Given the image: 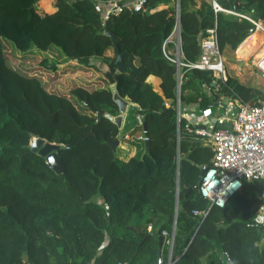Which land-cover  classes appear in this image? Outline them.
<instances>
[{"label":"trees","instance_id":"16d2710c","mask_svg":"<svg viewBox=\"0 0 264 264\" xmlns=\"http://www.w3.org/2000/svg\"><path fill=\"white\" fill-rule=\"evenodd\" d=\"M37 1L0 0V264H155L158 236L173 225L170 264H224V252L234 264H264V225H248L264 203V178L243 179L224 206L210 205L198 181L213 148L187 133L184 117L178 136L176 66L162 51L176 24L177 0H145L141 9L126 7L107 19L93 0H54V8L44 12ZM215 1L264 22V0ZM212 2L179 0L187 60L198 58L197 38L208 28H216L222 51H240L254 31L247 17L215 11ZM108 32L118 38L124 59L132 55L136 61L134 76L130 68L117 71ZM5 40L23 52L54 46L67 60L84 63L102 57L110 85L71 88L76 104L69 94L47 89L37 75L10 66ZM183 69L181 107L203 110L234 95L264 102V88L235 75L227 74L216 89L209 69ZM149 74L160 78L159 90ZM113 91L139 106L149 151L134 142L135 154L122 157L108 144L118 128L96 112L117 113ZM33 137L63 145L62 173L30 149ZM167 253L163 238L160 264Z\"/></svg>","mask_w":264,"mask_h":264},{"label":"built area","instance_id":"2783aa9c","mask_svg":"<svg viewBox=\"0 0 264 264\" xmlns=\"http://www.w3.org/2000/svg\"><path fill=\"white\" fill-rule=\"evenodd\" d=\"M144 2L145 0H93L95 10L100 12L103 19L119 13L126 7L139 10ZM212 5L215 11L222 10L237 16H244L254 24L253 32H258L261 40L259 53L253 60V65L264 75V22L245 16L238 11L223 8L215 0ZM177 9L176 7V16H178ZM170 35L162 42V51L176 66L177 92L180 90L183 68L209 69L213 74L212 83L217 89L219 81L226 78L227 72L222 50L218 44L216 28L206 29L205 35L201 36L199 56L194 61L187 60L183 54L178 28L175 40L170 39ZM81 104L86 105V102L82 101ZM217 110L219 111L215 113ZM209 112H214V114L207 117L206 114ZM138 117L140 121L143 120L139 112ZM181 117L186 119L184 127L187 133L213 148L211 163L201 167L202 173L198 181V191L208 199L210 205L224 206L230 197L241 190L243 179L264 178V102L252 103L234 95L217 98L214 103H210L203 110H197L194 105L181 107L180 103H177L178 136ZM123 140L143 144L148 140V135L146 129L140 126L138 134L130 131L124 135ZM178 166L177 161V172ZM177 191L178 188H176ZM193 213L203 217L206 211L194 209ZM262 217H264V203L259 204L256 215L248 225H264V221L260 219ZM174 233V225L170 232L162 230L164 242L168 246L165 264L171 262ZM224 255L226 257L224 264H234L227 252H224ZM117 264L128 263L118 261Z\"/></svg>","mask_w":264,"mask_h":264},{"label":"rangeland","instance_id":"374dc122","mask_svg":"<svg viewBox=\"0 0 264 264\" xmlns=\"http://www.w3.org/2000/svg\"><path fill=\"white\" fill-rule=\"evenodd\" d=\"M38 1L37 6L39 5ZM38 11L44 12L39 6ZM176 35L177 27L171 33L170 39L175 40ZM247 40L248 38L242 44L240 51L237 48L235 50L227 48L222 51L225 69L226 67L230 69V72L235 74L241 81L250 82L264 88V75L257 71L253 65V60L259 53L261 36L258 37L256 33L253 34L250 41ZM252 49L253 51L250 52L249 50ZM4 52L6 62L10 66L22 73L37 75L45 83L47 89L69 94L76 104L77 101L70 94L71 88L77 85H84L90 88L98 87V85L102 84L110 85L104 72L106 64L102 57L92 59V62L89 63L80 61L68 62L59 49L54 46L50 48L49 54L39 50L23 52L16 49L9 40L4 41ZM105 54L112 56V47L107 49ZM139 132L140 128L138 126L133 133L138 134ZM120 141L125 143L127 149L131 147V143L128 140L121 139ZM123 152L125 153L119 147L116 150L118 155L123 154ZM97 197L96 195L92 196L94 199H98Z\"/></svg>","mask_w":264,"mask_h":264},{"label":"water","instance_id":"95a60500","mask_svg":"<svg viewBox=\"0 0 264 264\" xmlns=\"http://www.w3.org/2000/svg\"><path fill=\"white\" fill-rule=\"evenodd\" d=\"M176 7L178 8V16L176 19L175 26L178 28V33L180 36V22H179V0L176 1ZM112 44L114 47V55L115 58L113 60L114 65L116 66V69L118 72H124L127 68H130L132 70V76L135 75L137 71V66L134 63L133 56L129 55L127 60L124 59L125 51H121L118 44V38L111 32H108ZM198 42L201 40V35H198ZM112 99L117 105V113L116 114H110L103 111L96 112V117L99 118L101 116H106L110 118L117 126L118 132L116 136L108 141V144L110 147L115 150L116 146L118 145L119 141L123 139L124 135L130 131H134L138 126H142L145 128L144 121H140L138 117L139 112V106L131 101H128L127 99L121 97L116 91L112 92ZM179 91L177 95V103H179ZM145 148L147 151L150 149V143L149 140H146L144 142ZM29 147L32 151L38 152L40 155L45 157L46 162L49 164V166L55 170L57 173H62L64 171V166L62 159L60 155L58 154V150L60 147H63V145L58 144L56 142L48 141L45 138L42 137H33L29 143ZM202 173V170L200 169V174ZM192 187H188L185 191V194L191 190ZM178 206V198L176 197L175 200V207ZM162 242H163V236H158V248H157V259L155 264H160L161 262V249H162Z\"/></svg>","mask_w":264,"mask_h":264},{"label":"crops","instance_id":"0c3cea01","mask_svg":"<svg viewBox=\"0 0 264 264\" xmlns=\"http://www.w3.org/2000/svg\"><path fill=\"white\" fill-rule=\"evenodd\" d=\"M38 3H39V8L41 9V10H43V11H50V10H52L53 8H54V0H39L38 1ZM258 34V37L260 36L259 35V33L258 32H252L251 34H249L247 37H246V39L248 38V40L247 41H250L251 40V37L253 36V34ZM245 39V40H246ZM244 40V41H245ZM243 41V42H244ZM51 48V47H50ZM50 48H48V49H46V50H42V52L43 53H47V54H49L50 53ZM238 48V47H237ZM35 50V49H34ZM250 52L251 51H253V49L252 50H249ZM248 52V51H247ZM134 60V59H133ZM68 62L70 61V62H72V61H75V60H67ZM134 63L136 64V61L134 60ZM226 72H227V74H232L231 72H230V69H228L227 67H226ZM232 75H235V74H232ZM147 80L148 81H150L151 83H152V85H153V87H154V89H156V90H159V83H160V78L158 77V76H156V75H153V74H149L148 75V77H147ZM104 84H102V85H98V86H103ZM113 85V84H112ZM219 110H217V111H215V113H217ZM214 114V112L213 113H211V112H209L208 114H206L207 115V117H211L212 115ZM131 143V142H130ZM138 144H141V143H139L138 142ZM118 147H119V149H121V150H124L125 151V153L123 152V154H119V156H132V155H134L135 154V152H136V150H137V145H136V143H131V147L129 148V149H127L126 148V145H125V143L124 142H121V141H119V143H118V145H117V149H118ZM151 226L150 225H148V228H150Z\"/></svg>","mask_w":264,"mask_h":264},{"label":"clouds","instance_id":"9594fccd","mask_svg":"<svg viewBox=\"0 0 264 264\" xmlns=\"http://www.w3.org/2000/svg\"><path fill=\"white\" fill-rule=\"evenodd\" d=\"M262 221H264V217L260 218Z\"/></svg>","mask_w":264,"mask_h":264},{"label":"bare ground","instance_id":"6f19581e","mask_svg":"<svg viewBox=\"0 0 264 264\" xmlns=\"http://www.w3.org/2000/svg\"><path fill=\"white\" fill-rule=\"evenodd\" d=\"M260 35V34H259Z\"/></svg>","mask_w":264,"mask_h":264}]
</instances>
